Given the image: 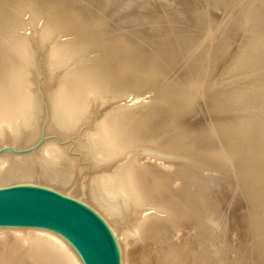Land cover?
I'll return each mask as SVG.
<instances>
[{
  "label": "rangeland",
  "instance_id": "374dc122",
  "mask_svg": "<svg viewBox=\"0 0 264 264\" xmlns=\"http://www.w3.org/2000/svg\"><path fill=\"white\" fill-rule=\"evenodd\" d=\"M149 1L153 3L156 0ZM217 1L195 0L197 2L195 13L197 19L195 21L189 19V16L186 14L182 15V13L173 10L167 2L166 6L169 5L168 10L171 11L174 18L171 17L169 21L159 20L157 22L159 29L171 27L172 31H170L171 29L168 30L170 34L165 31L167 32L165 34L163 30H160V34L157 35L159 38H156L163 40L164 37L171 36L170 44L172 45L176 44L177 39L182 38V46L188 47L186 48L188 50L187 56H196L197 64H201L202 68H204L201 71L202 73H199V76L204 75L205 72L207 73V75L201 76L199 80H205V83L211 81V85L208 88L212 89V96H207L206 99L213 101L214 105L209 110L204 106L205 97H202L200 94H197L195 100L182 104L183 106H173L174 97L181 92V97L185 98L187 94V92H184L186 91V86L193 80L192 78L197 79L198 76L193 75L190 77L191 75H185L182 79L175 77V75L172 79L169 76H159L163 72L160 69L161 67H159L160 65H158V63H161L159 61L161 58H159L160 56L156 51L146 44L147 41L152 40V37L140 38V36L132 31L131 27L120 26L118 24L119 19L116 17L117 14L114 12L115 10L113 11L112 9L111 11V9L105 8L101 1L97 5V2L92 3L90 0H0V39L4 43L5 50L3 52L9 55L15 49L14 43L10 40L11 32H16L23 39L26 37L24 41L25 43L27 41V53L30 55L29 62L27 63V67H30L28 72H26L27 80L31 84L30 86L37 99L38 108L41 110L38 116L37 136L30 137V132L23 133L16 140L13 139L12 135L7 133V136L5 135L4 138L0 139V157L7 156L13 159L24 157L31 160L34 165L36 164L34 166L35 170H40V158L42 157L43 146L48 143H56L58 146L64 147L67 155L76 160L77 163V167L75 166L72 170V175H70L71 184L69 187H62L54 182L45 180L40 175V171L26 178L12 177L5 183L0 184V187L15 184H35L55 189L86 203V192L92 179L99 174L112 173L117 164L123 161L125 157L108 165L94 167L90 161L85 159V153L81 148V144L86 142L88 134L93 132L96 124L103 117H106L109 112L123 108L124 110H131L139 119L134 121L138 128L142 129L148 123V126L146 125L145 128H150V135L157 136L158 138L161 137V140L163 139V141L168 143L171 142V144L172 142L177 143L176 145L181 149L194 150L195 156L189 158L194 163L189 162V164L197 166V175L201 174L204 177L203 183L200 182L196 187L192 185L195 191L190 189V184L193 183L189 181H185L183 189L179 190L178 187L182 184L181 180L168 178V175H170L168 171L171 172L170 169L163 171L156 169V172L154 170L155 173L153 172V174L155 178H152L151 185L155 186V189H153L157 193L160 189L158 194H163L167 197L170 195L174 197L175 195L176 201L182 203L185 212L188 210L186 202L191 201L190 191H192L196 204L191 205H194L197 209L199 208V224H191V216L189 217V215L187 216L183 213L185 216L183 217L182 211H179L178 214H182L183 217H181L180 221L184 223L187 220L189 225L191 224L193 227L190 226L191 229H189L187 227L188 223L185 222L187 225L184 223L185 225L180 227L181 232L180 229L175 232L178 235V239L185 240L186 237V240H188L191 237V242H197L198 247L191 253V257L196 260L195 264H264V183L261 182L262 179L264 181V173H262L264 172V170L262 171L264 169V164H262L264 163V0ZM73 6L75 8H72ZM94 7L98 8H95V11L92 12L91 10ZM210 10L216 15H212ZM66 11L70 12V14ZM82 11L87 12V15L80 16ZM177 12L180 14H177ZM205 14L210 17L205 16ZM100 16L103 18L102 21L96 22L95 20H99ZM213 18L214 21L212 20ZM208 20H210L209 23ZM204 24L207 26V29ZM45 27L59 32L57 36H60H56V40L64 43L68 42L72 50L80 49L79 52L81 51L85 58L83 59L93 64V70L102 72L109 67H113L117 72L115 79L118 81L119 91L122 92L118 94V97L108 99L103 104L91 108L86 118L80 121L81 125L79 122L67 134H61L53 129H49L51 123L50 94L56 89L59 73L58 71L51 72L48 69L50 42L41 41L37 34L39 29L45 30ZM173 28H175V31ZM203 30H207L206 34L202 33L204 32ZM176 31L178 32L176 33ZM183 32L186 33L183 34ZM198 34L201 35L198 37ZM193 35L197 37L194 38L192 37ZM185 42L186 45L184 44ZM239 50L238 56H240L237 57ZM163 52L162 56L171 54V51ZM256 55L258 56L257 59L260 60L261 58L263 61L257 60V63L254 64L251 61V57L253 58ZM181 64L177 62L176 67H180ZM205 66L207 69H205ZM251 89L256 90V97L250 91ZM160 90H162V93ZM116 91L118 90L116 89ZM155 112H159L160 114ZM155 114L156 116L154 117ZM161 114L166 115L167 122H162L160 118H157ZM225 125L227 126L225 136L227 143L230 145L226 144L230 148L225 150V154L227 156L232 154V157L231 155L228 157L233 159L232 161L235 165L239 164L238 161L239 159L241 161V157H244L243 159H247V161L252 159L251 163L248 162L251 165L249 166L248 173L241 171V169L239 170L238 166L233 168L231 164H227L228 167L223 165V160L217 154L215 156L218 159L216 162H213L216 165H206L203 161L208 157L209 149H212L218 141L220 149L223 147L222 143H220V138L213 135V131L214 127L223 128ZM251 129H254V131L252 132ZM181 133L185 134L182 135ZM204 133L209 138L199 140ZM180 135L185 137L181 136V139ZM250 137L256 139L253 141L254 147L252 146L255 154L249 150L247 139ZM230 149L232 151H229ZM247 154L249 158H247ZM251 154L257 156L253 157ZM260 157L261 160H258ZM214 165L215 167H213ZM199 168L204 169L205 172H202L203 170L201 171ZM190 169L187 166L181 172L186 175ZM209 169H213L214 174L212 173L213 170L210 171ZM238 171L240 174L242 172L246 175V177L242 175L244 180L241 178L242 176L240 177L241 179L239 178ZM255 174L256 176H254ZM245 179L247 180L245 181ZM176 182L177 184L175 185ZM203 185L204 187H202ZM172 192H176V194ZM261 193L263 194L261 195ZM209 201L214 203L209 212V216H213L211 220L213 228H210L211 225L205 222L204 217H202V211H205V205ZM148 209H150V206ZM184 230L188 232V236ZM205 239L208 240V243ZM202 240L206 241V244ZM209 241H212V243L210 244ZM0 248L3 255L13 252L12 244H8L5 247L0 245ZM217 250L220 252L215 255L214 253ZM137 251H139V254H137L135 264H142L147 259V254L143 251L140 252V248ZM5 263L8 264L7 262ZM171 264H174V262Z\"/></svg>",
  "mask_w": 264,
  "mask_h": 264
},
{
  "label": "bare ground",
  "instance_id": "6f19581e",
  "mask_svg": "<svg viewBox=\"0 0 264 264\" xmlns=\"http://www.w3.org/2000/svg\"><path fill=\"white\" fill-rule=\"evenodd\" d=\"M90 1H92V3L97 2V5L98 2L101 1L105 8H109V10L111 9V11L112 9L113 11L115 10L114 12H116L115 14H117L116 17H118L119 19L118 24L120 26L131 27L132 31L138 36H140V38L152 37L151 38L152 40L147 41L146 44L149 45L154 51H156L157 54L160 56L159 58H161V60H159L161 61V63H158V65H160L159 67H161L160 69L163 72L159 74V76H163V77L169 76V78L171 79L174 75L175 77L177 78L180 77L181 79L185 75H191L190 77H192L193 75L198 76L197 79L192 78L193 80L189 82V84L186 86V91L184 92H187V94L185 98L181 97V92H179V94L176 97H174L173 106L175 107L183 106L182 104L189 103V101L191 100H195L197 94H200L202 95V97H205L204 106L209 110L212 108L214 102L210 101L209 99H206L207 96H212L213 91L212 89L208 88L211 85V81L205 83V80L202 81L199 80L201 76L207 75V73L205 72L204 75L199 76V73L203 71L204 68H202L201 64L200 65L197 64L198 62L197 57L196 56L190 57L189 55L187 56L188 50L186 48L188 47L182 46L183 43V40H181L182 38L177 39L176 44L172 45L170 44L171 36H166L164 37L163 40L158 39L159 37L157 36L161 32L160 30H163L164 33L166 34L167 32H169L168 30L171 29V27L170 28L164 27L163 29L161 28L159 29L157 26V22L159 20L169 21L171 20V17H173L171 11L168 10L169 5L172 7L173 10L182 13V15L186 14L187 16H189V19L195 21L197 19V16L195 14L197 2H195V0H156V1L154 0L155 2L153 3L149 0H90ZM228 2L230 1L228 0ZM166 3L169 5L166 6ZM17 5H21V4H17ZM24 7L26 6L24 5ZM72 8L75 7L73 6ZM95 8L98 7H94L91 11L92 12L95 11L94 10ZM66 12L70 14V12L68 11ZM178 12L177 14H180ZM211 14L214 15L212 11ZM86 15L87 12L84 11H82L80 14V16H86ZM65 16L67 17V15ZM205 16L210 17L207 14H205ZM102 19H103L102 16H100L99 20H95V21L101 22ZM204 20L206 19L204 18ZM210 20H208V23ZM212 20L214 21V18ZM205 24L204 26H206ZM173 29L175 31V28ZM170 31H172V29ZM177 32L178 31H176V33ZM186 32H183V34ZM206 32L207 30H205L202 33L206 34ZM58 33H59L58 31L51 30L48 27H45V30L39 29L37 32L41 41L50 42V46H49L50 58L47 64L48 69L51 72L58 71L59 73V81L56 86V89L53 90L50 94L51 123L49 129L50 130L53 129L61 134H67L71 132L78 125L80 121L86 118L91 108L99 104H103L108 99L111 98L114 99V97L116 96L118 97V94L122 92L119 91L118 81H116L115 79L116 77L115 75L117 72L113 67H109L106 70L102 69L103 70L102 72L93 70V64L89 61L84 60L85 59L84 55L81 53V51L79 52L80 49L75 50L73 48L74 50H72L69 47L70 44L68 42L64 43V42H60L59 40H56L55 37L57 36ZM14 34H16V32L14 31L10 33V40L12 41V43H14L15 49H13V52L9 55L3 52V50H5L4 43L0 39V139L4 138V136L7 133H9L10 135H12L13 139L17 140L18 137H20L23 133L30 132L29 133L30 137L37 136V127H38L37 125L39 120L38 116L41 110L40 108H38L37 99L30 86L31 84H29L27 80L26 72H28L30 68L27 67V63L29 62L28 60L30 55H28L27 53L28 51L27 50L28 46L26 47L27 41L26 43L24 41L26 37L23 39L21 35L19 34L14 35ZM168 34H170V32ZM199 35L201 34H198V37ZM59 36L60 35H58L57 37ZM192 37L195 38L197 36L193 35ZM184 44L186 45V42ZM241 48L240 50H242ZM240 50L237 52V57L240 56V55L238 56ZM163 51H171L170 52L171 54L162 56V53H164ZM257 57H258L257 55L253 56V58L251 57V61H253L254 64L257 63V60L263 61V59L260 58L259 60L257 59ZM177 62L182 63L180 67H176ZM205 69H207L206 66ZM116 89L119 92L116 91ZM161 91L162 90H160V92ZM250 91L253 92V95L255 97L257 96V92L255 89H251ZM159 112H155V113H159ZM133 113L134 112H132L131 110H124V108L121 110H116V111L114 110L112 112H109V114L106 115V117H103L96 124L93 132L88 134L86 142L81 144L82 146L81 148L84 150L85 153V159L90 161V163L94 167H101L103 165H108L122 157H125L123 161L117 164L116 168L112 173L99 174L94 179H92L91 183L89 182L90 186H88V190L86 192L87 194H86L85 202L106 221V223L113 231L120 252L121 264H135L137 254H139V251H137L139 248H140V252L143 251L144 253L147 254L146 255L147 259L142 264H171L172 262H174V264H195L196 260L191 257L192 256L191 253L193 252V250H196V248L198 247V245L196 244L197 242L196 243L191 242L190 241L191 237H189V239L187 237L188 240H186L185 236H184L185 240H181L180 238L179 240L178 235H176L175 232L176 230L180 229V227L185 225L186 224L185 222H187V220L184 221L185 223L184 224L182 223V221H180L183 213L186 214L187 216L189 215V217L191 216L190 217L191 224L192 223L195 224L197 223V225L199 224V212H198L199 208L197 209V207L195 208L194 206L196 202L194 201V196L192 191L193 190L195 191V189L193 188L194 186L195 187L198 186L200 182L203 183L202 180H204V177L201 174L197 175V166H193L189 164V162L194 163L192 160L189 159L195 156L194 155L195 153H193L194 150L192 151L190 149H185V148H183L184 149L183 150L176 145L177 143L175 144L172 142L171 144V142L168 143L166 141H163V139L161 140V137L158 138L157 136L150 135L149 133L150 128L148 127L145 128L146 125L148 126V123L146 125L142 124L144 125V127L141 126L142 129L138 128V126L134 123V121H137L139 119ZM155 116L156 114L154 115V117ZM157 118H160L162 122H167L166 115L161 114L160 117L157 116ZM226 127H227L226 125L223 128L214 127V131H213V135L218 136V138H220L219 139L220 143H222L224 149L223 147L220 149V147L218 146L219 144L218 141V143L212 149H209L208 157L205 158L203 161L206 163V165L215 164L213 162L217 161L218 158H216L215 156L217 154L223 160L224 163L223 165L227 166V164H231L233 168L238 166L239 170L241 169V171L248 173L249 166H251L249 165V163L253 161L252 159L250 160L251 161L250 162L247 161V159H243L244 157L243 158L241 157V161L240 159L238 161L239 164L235 165V163L232 161L233 159H230L228 157L230 155L232 157V154L228 156L225 154L226 153L225 150L230 148L229 147L230 145L229 143H227V139L225 136ZM170 129L172 130V128ZM251 131L253 132L254 129H251ZM182 135H180V138ZM200 138L201 139L199 138L198 139L205 140V138H209V136L204 133L203 136ZM255 140L256 139L253 137L247 139V141L249 142L248 146L250 151H253L254 149L252 148V146L254 147L253 141ZM226 144H228L229 146ZM43 147L44 148L42 149V157L40 158V163H41L40 170H35L34 166L36 164L34 165V163L31 160L25 159L24 157L17 159L9 158L7 156L0 157V184L5 183L12 177L26 178L33 176L34 174L37 173V171H40V175L45 180L54 182L62 187H69L71 184L70 175H72L73 173L72 170L75 168L77 164L76 160L70 158L66 153V149L64 147L58 146L56 143H48ZM229 151L232 150L230 149ZM254 156L257 155H253V157ZM247 158H249V156ZM258 160H261V157ZM215 165L213 167H215ZM187 166H189L191 169L186 175H184L182 174L181 171L184 170V168L186 169ZM156 169L158 171L170 169L171 172L168 171L170 175L167 174L168 178H172L173 180H181L182 184L179 185L178 187L179 190H181V188L184 185L183 183L185 181H189L193 183L190 184V189H192V191H190L191 201L186 202V206L188 209L186 210V212L182 207V203L176 201L175 195H174L175 198L171 197L172 195L167 197L166 195L158 194L160 192L159 191L160 189L158 190V193L156 190H154L155 186H153V184L151 185V182H152V178L153 177L155 178L153 172L154 170L156 172ZM253 170L254 168L252 169V173ZM263 170L264 169H262V171ZM201 171L205 172L204 169H201ZM212 173L214 174V170ZM242 175H244L242 172L241 174L239 173L238 174L239 178ZM244 176L246 177V175ZM254 176H256V174ZM258 177L260 178V176ZM241 178L243 179L244 177L242 176ZM246 180L247 179H245V181ZM262 180L261 182L264 183V181ZM177 182L175 183V185L177 184ZM156 185L158 184L156 183ZM202 187H204V185ZM204 191L206 192V190ZM172 193L176 194V192H172ZM263 193H261V195ZM191 204L194 205L192 206ZM213 205L214 203L212 201L207 202L205 205V211H202L203 212L202 217H204L205 222H208V224L211 225L210 228H213V225L211 224V220L213 216H209L210 215L209 212L211 211ZM149 206L150 209H148ZM179 211H182L181 215L178 214ZM184 214L183 217H185ZM187 223H188L187 227L191 229L190 226L192 225L191 224L189 225V222ZM185 233L187 235L188 232L185 231ZM203 242L204 244H206L205 243L206 241ZM209 242L210 244L212 243V241ZM8 244H12L13 252H9L7 253V255H3L2 252L0 251V264H6L5 262H7L8 264H84L80 256L74 250V248L64 238H62L60 235L50 230L40 229V228H0V245H2V247H5ZM219 252L220 251L217 250L214 254L215 255L219 254Z\"/></svg>",
  "mask_w": 264,
  "mask_h": 264
},
{
  "label": "water",
  "instance_id": "95a60500",
  "mask_svg": "<svg viewBox=\"0 0 264 264\" xmlns=\"http://www.w3.org/2000/svg\"><path fill=\"white\" fill-rule=\"evenodd\" d=\"M0 228H40L64 238L84 264H121L115 235L89 205L35 184L0 187Z\"/></svg>",
  "mask_w": 264,
  "mask_h": 264
}]
</instances>
